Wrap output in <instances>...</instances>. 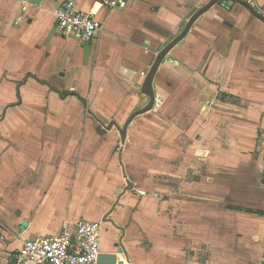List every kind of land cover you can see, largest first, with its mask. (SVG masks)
<instances>
[{
	"label": "crops",
	"instance_id": "obj_1",
	"mask_svg": "<svg viewBox=\"0 0 264 264\" xmlns=\"http://www.w3.org/2000/svg\"><path fill=\"white\" fill-rule=\"evenodd\" d=\"M64 1L0 0V264L79 218L116 264H264V19L220 0L170 50L116 145L125 190L107 125L149 103L156 55L210 0H75L102 23L90 41L57 29Z\"/></svg>",
	"mask_w": 264,
	"mask_h": 264
},
{
	"label": "built area",
	"instance_id": "obj_2",
	"mask_svg": "<svg viewBox=\"0 0 264 264\" xmlns=\"http://www.w3.org/2000/svg\"><path fill=\"white\" fill-rule=\"evenodd\" d=\"M103 3L108 7H121L127 1L103 0ZM55 14L57 29L65 35L76 34L90 41L102 31V23L93 14L77 9L75 0L61 3ZM262 151L264 155V143ZM262 186L264 188V179ZM100 234L99 222L83 218L67 220L60 234L26 239L18 250L15 264H98Z\"/></svg>",
	"mask_w": 264,
	"mask_h": 264
},
{
	"label": "water",
	"instance_id": "obj_3",
	"mask_svg": "<svg viewBox=\"0 0 264 264\" xmlns=\"http://www.w3.org/2000/svg\"><path fill=\"white\" fill-rule=\"evenodd\" d=\"M220 0H210L207 4H205L204 6H202L201 8H199L189 19L188 23L186 24V26L184 27V29L174 38L172 39L167 45H165L156 55L151 68L149 69V71L146 74L144 83H143V87H142V91L143 93L149 97V103L140 109L135 110L133 113H131V115L128 117L126 123L121 127L116 121H111L108 125H107V129H111L113 126L117 127V129L119 130L120 136H121V143L118 145L119 148H121V154H122V149H123V145L126 142V138H127V133H128V128L129 125L131 124V122L139 115L144 114L148 111H150L155 103V91H154V78L156 76V73L160 67V65L162 64V62L164 61V59L166 58V56L168 55V53L170 52V50L176 46L182 39H184L186 37V35L188 34L190 28L192 27L193 23L202 15L204 14L206 11H208L213 5H215L216 3H218ZM241 1L244 5H246L253 13H255L256 15H258L259 17H261L262 19H264V15L256 12L253 7L251 5H249L248 3H246L245 1L239 0ZM121 164L123 167V173H124V177L127 180V187L125 190H128L131 188L132 184L130 179L128 178V174L125 170V166L123 161L121 160ZM116 204H114V206L112 207V209L110 211L113 210V208L115 207ZM107 221H111L114 223V221L112 219H106ZM122 229V228H121ZM117 255L115 253H101L98 257V264H116L117 263ZM121 263V262H120Z\"/></svg>",
	"mask_w": 264,
	"mask_h": 264
},
{
	"label": "rangeland",
	"instance_id": "obj_4",
	"mask_svg": "<svg viewBox=\"0 0 264 264\" xmlns=\"http://www.w3.org/2000/svg\"><path fill=\"white\" fill-rule=\"evenodd\" d=\"M104 122V121H103ZM109 122H104V124L105 125H107ZM121 125H123V124H121ZM101 128H103L102 127V125L101 124H98L97 125V131L99 132V130L101 129ZM114 130V129H113ZM112 131V130H111ZM117 131V130H116ZM112 133H114V132H112ZM137 134V133H136ZM136 134H133V137L135 138V136L137 137V135ZM120 135H119V133L117 134L116 132H115V134H110V135H108V136H105V137H103V140H102V143H101V145H100V153L101 154H103V155H106V156H104V162L105 163H108L109 164V162H110V160H112V157L110 156V155H108V153H110V150H112V152H113V155L115 156V167L113 166V171H114V169H115V171L117 170L118 172H117V177L120 179V177H122L123 178V173H122V169H121V166H120V163H119V160H118V153H119V150H118V148L116 147V145H117V143H120ZM133 144L135 143V139H133V142H132ZM133 144H132V146H133ZM128 149L130 150L131 149V146H128ZM133 149V148H132ZM131 151V150H130ZM111 164H112V162H111ZM111 164H110V166H111ZM114 165V164H113ZM136 172L134 171L133 173L132 172H129L128 171V175L132 178L133 176H136ZM114 176V175H113ZM116 177V176H115ZM110 209V208H109ZM109 209H107L106 211H101L100 213H99V215H102V214H105V213H107V211L109 210ZM113 214L111 213V215H109V217L110 218H113V216H112ZM92 219V218H91ZM105 236H108L107 234H106V232H105V230L103 231L102 230V239L103 240H105Z\"/></svg>",
	"mask_w": 264,
	"mask_h": 264
}]
</instances>
